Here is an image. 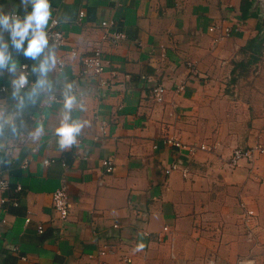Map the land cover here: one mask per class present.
<instances>
[{
  "label": "crops",
  "instance_id": "crops-1",
  "mask_svg": "<svg viewBox=\"0 0 264 264\" xmlns=\"http://www.w3.org/2000/svg\"><path fill=\"white\" fill-rule=\"evenodd\" d=\"M50 3L65 38L57 49L64 68L50 79L57 89L65 78L75 83L87 109L75 115L89 126L77 145L60 151L51 136L59 105L49 101L53 93L42 92L35 106L16 116L20 135L0 136V180L8 183L7 191L0 190V201L8 200L0 204V221H5L0 264H206L211 256L225 264L251 256L262 263L264 156L236 168L225 163L236 148L257 140L264 146V10L259 2ZM27 7L30 12L31 4ZM80 11L85 16L78 20ZM0 12L25 15L20 0H0ZM104 20L113 21L124 39L102 45L99 78L83 76L79 57L69 53L89 55ZM221 23L239 25L240 31L213 45L208 28ZM2 35L18 64L15 74L8 66L0 68V114L9 117L15 112L12 79L23 72L30 87L38 78L32 67L42 57L25 58L12 45L10 32ZM254 40L262 41L257 55L249 48ZM155 85L165 88L162 103L152 98ZM180 85L184 89L177 92ZM55 98L60 99L58 91ZM39 122L49 134L33 140L29 133ZM169 138L206 150L191 155L166 143ZM106 159L114 163L111 174L103 173ZM173 165L177 169L166 173ZM61 186L71 206L66 221L52 206V194ZM241 203L255 214L248 226L241 221ZM140 243L143 250L134 251ZM102 246L109 250L98 258ZM124 256L131 262H123Z\"/></svg>",
  "mask_w": 264,
  "mask_h": 264
},
{
  "label": "clouds",
  "instance_id": "clouds-1",
  "mask_svg": "<svg viewBox=\"0 0 264 264\" xmlns=\"http://www.w3.org/2000/svg\"><path fill=\"white\" fill-rule=\"evenodd\" d=\"M31 4V11L28 12V4ZM21 9L25 12L24 18L18 14H5L0 12V68L8 66L10 73H17V61L12 58V54L7 52L8 44L2 43L4 31H10L11 43L19 51L23 50L25 58L32 60L40 59L38 66L32 67V72L38 78L30 87L28 77L21 72L18 77L12 79L11 97L15 101V112L9 117L0 114V136L7 133L10 136L20 135V129L16 125V116L21 115L29 105L35 106L37 98L43 93H53L49 96V101L55 99L58 91L60 99L57 101L59 108L56 112L58 120L57 126L51 131V136L55 138V143L60 151H66L73 145L79 143L83 129L89 126V122L82 117H77V112H85L86 105L76 91L75 83L65 78L62 86L57 89L50 74L53 73L59 63L57 46L55 42L49 47V36L47 29L50 20L53 24L57 21L52 19L50 0H20ZM18 38V39H17ZM27 42V47L24 44ZM48 49L47 52L45 50ZM24 67H27L26 65ZM27 89V90H26ZM43 122L37 123L34 131L29 135L33 140H41L48 135ZM47 165V161L44 162ZM144 245L138 244L134 251H142Z\"/></svg>",
  "mask_w": 264,
  "mask_h": 264
},
{
  "label": "built area",
  "instance_id": "built-area-1",
  "mask_svg": "<svg viewBox=\"0 0 264 264\" xmlns=\"http://www.w3.org/2000/svg\"><path fill=\"white\" fill-rule=\"evenodd\" d=\"M84 16L85 13L83 11H80L78 13V20L83 19ZM53 20H56L57 23L53 24L51 20L49 22V27L47 29L49 41L51 43L55 42L57 49H60L65 45V38L63 33L59 29V21L55 18ZM114 27L115 24L113 21L104 20L100 22L102 35L100 37L99 43L95 44L89 55L78 56L77 50L73 49L70 51L69 54L71 57H79V62L82 67L81 74L83 76H91V77L99 78L103 73L104 62H103L102 45L106 42H111V41L115 42L124 39V35L121 32L114 30ZM237 31H240L239 25H224L223 23L212 25L208 28V32L213 34V45L218 44L220 41L224 39L230 38ZM63 68H64V63L59 58V63L56 69L58 72H61ZM22 69L25 70L26 67L22 66ZM183 89L184 86L180 85L177 87V92H181L183 91ZM150 91L154 102L156 103L163 102V96L165 92V88L163 87V85L152 86L150 88ZM51 101L57 102V99L55 98L54 100ZM166 143L171 144L176 148L188 149V152L191 155L195 154V152L198 150H206L205 147L202 146L199 148L194 146L187 147L183 144H180L178 141H176L173 138L166 139ZM260 156H264V146L257 140L252 146L246 149H241V148L234 149L225 163L229 168H236L241 162L253 163ZM45 161L48 162L47 165L51 163V161L48 160ZM101 165L104 174H111L115 169L114 163L111 159L102 160ZM175 169H177V165H173L170 170H166V173H169L171 170H175ZM183 176H186V171H183ZM0 190L1 191L8 190V183L6 181L0 180ZM7 201H8L7 199H1L0 204H3ZM52 206L53 209L58 214L59 219L61 221H66V219L69 216L71 206L68 202V197L65 188L63 186H61L52 194ZM240 209L242 212L241 221L243 222L244 225L248 226V223H250L251 219L255 217L254 211L247 210L242 203L240 204ZM29 221L30 219L27 217L25 219V222L28 224ZM3 223H5V221L1 220L0 224ZM114 228H117V226L114 225ZM163 231H167V228H163ZM37 232L41 234L43 232L42 228L38 227ZM252 237H253L252 232L249 231L247 233L248 242L252 243L254 241V240L252 241ZM108 248L109 247L107 246H102L101 249H99L97 252V257L101 258L105 256L108 253L109 250ZM123 262L130 263L131 259L127 256H124ZM98 264H102V263H98ZM206 264H225V263L220 262L216 256H211L210 258H208ZM235 264H255V260L252 257L239 258Z\"/></svg>",
  "mask_w": 264,
  "mask_h": 264
},
{
  "label": "trees",
  "instance_id": "trees-1",
  "mask_svg": "<svg viewBox=\"0 0 264 264\" xmlns=\"http://www.w3.org/2000/svg\"><path fill=\"white\" fill-rule=\"evenodd\" d=\"M243 11H245V7L243 8ZM249 48H251L250 50L253 52V54H259L262 48V41L254 40L252 43L249 44Z\"/></svg>",
  "mask_w": 264,
  "mask_h": 264
},
{
  "label": "rangeland",
  "instance_id": "rangeland-1",
  "mask_svg": "<svg viewBox=\"0 0 264 264\" xmlns=\"http://www.w3.org/2000/svg\"><path fill=\"white\" fill-rule=\"evenodd\" d=\"M242 228H243V230H244V227L242 226ZM247 230V229H246ZM243 235L244 236H246V231L243 233ZM252 257V256H251ZM261 257H262V259L263 260H261V261H263L262 263H260V264H264V248H263V254L261 255ZM242 258H245V257H242ZM232 264H235V262L234 263H232ZM256 264V263H255Z\"/></svg>",
  "mask_w": 264,
  "mask_h": 264
},
{
  "label": "water",
  "instance_id": "water-1",
  "mask_svg": "<svg viewBox=\"0 0 264 264\" xmlns=\"http://www.w3.org/2000/svg\"><path fill=\"white\" fill-rule=\"evenodd\" d=\"M256 1L259 2L260 8L264 10V0H256Z\"/></svg>",
  "mask_w": 264,
  "mask_h": 264
}]
</instances>
